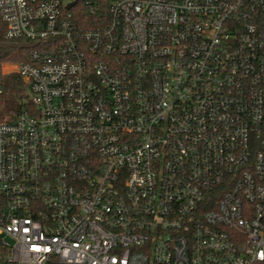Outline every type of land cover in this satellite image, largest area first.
Here are the masks:
<instances>
[{
  "label": "built area",
  "instance_id": "1",
  "mask_svg": "<svg viewBox=\"0 0 264 264\" xmlns=\"http://www.w3.org/2000/svg\"><path fill=\"white\" fill-rule=\"evenodd\" d=\"M0 18L32 102L0 121V264H264V0Z\"/></svg>",
  "mask_w": 264,
  "mask_h": 264
},
{
  "label": "trees",
  "instance_id": "2",
  "mask_svg": "<svg viewBox=\"0 0 264 264\" xmlns=\"http://www.w3.org/2000/svg\"><path fill=\"white\" fill-rule=\"evenodd\" d=\"M82 8L75 10L80 22ZM76 15V16H77ZM6 25L0 18V121L13 117L24 109H31L32 102L28 85L18 73L4 74L3 65L13 59L15 62L29 61L30 48L24 41H9L5 37Z\"/></svg>",
  "mask_w": 264,
  "mask_h": 264
},
{
  "label": "rangeland",
  "instance_id": "3",
  "mask_svg": "<svg viewBox=\"0 0 264 264\" xmlns=\"http://www.w3.org/2000/svg\"><path fill=\"white\" fill-rule=\"evenodd\" d=\"M70 1H72V0H64L65 3H69ZM79 8H82L81 10L84 11V8L81 7V5L77 7V9H79ZM19 64H21V63L20 62H15L14 58L6 61V63L3 65L4 74L17 73L16 69L19 66Z\"/></svg>",
  "mask_w": 264,
  "mask_h": 264
},
{
  "label": "water",
  "instance_id": "4",
  "mask_svg": "<svg viewBox=\"0 0 264 264\" xmlns=\"http://www.w3.org/2000/svg\"><path fill=\"white\" fill-rule=\"evenodd\" d=\"M75 4H76V2H73L72 4H70V5L67 7V9L72 8Z\"/></svg>",
  "mask_w": 264,
  "mask_h": 264
}]
</instances>
